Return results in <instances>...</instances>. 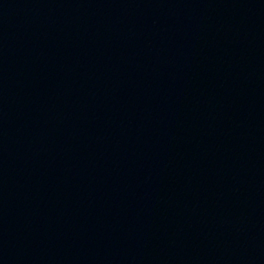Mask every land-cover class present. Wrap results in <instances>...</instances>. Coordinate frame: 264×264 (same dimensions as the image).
Instances as JSON below:
<instances>
[{
  "label": "water",
  "instance_id": "water-1",
  "mask_svg": "<svg viewBox=\"0 0 264 264\" xmlns=\"http://www.w3.org/2000/svg\"><path fill=\"white\" fill-rule=\"evenodd\" d=\"M0 264H49L34 125L7 0H0Z\"/></svg>",
  "mask_w": 264,
  "mask_h": 264
}]
</instances>
